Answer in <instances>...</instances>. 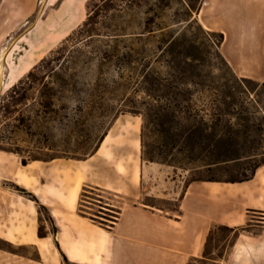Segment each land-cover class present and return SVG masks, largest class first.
I'll list each match as a JSON object with an SVG mask.
<instances>
[{
  "label": "trees",
  "instance_id": "trees-1",
  "mask_svg": "<svg viewBox=\"0 0 264 264\" xmlns=\"http://www.w3.org/2000/svg\"><path fill=\"white\" fill-rule=\"evenodd\" d=\"M181 1L183 19L175 23L180 25L174 32L172 25L146 31L145 22L117 21L128 11L141 9L142 0H92L83 23L1 98L0 151L12 152L16 132L31 135L47 130L48 122L62 117L56 105L64 100L84 95L92 103L112 88L119 92V107L124 108L118 113L141 117L142 162L191 172L189 182L250 180L264 164L256 160L264 155V103L257 94V89L264 90V82L233 72L220 52L223 35L205 30L194 18L202 0ZM153 6L161 10L170 2L155 0ZM156 9L150 10L155 16ZM93 106L102 117L117 112L106 102ZM21 164L26 166L27 161L21 159ZM228 164H235L237 172L226 181L194 177ZM12 189L38 203L24 189L16 185ZM42 211L45 208L39 205ZM216 227L234 234L230 247L238 231L245 230ZM211 232L202 259L207 258ZM44 235L39 230V236ZM14 249L0 240V250L14 253Z\"/></svg>",
  "mask_w": 264,
  "mask_h": 264
},
{
  "label": "crops",
  "instance_id": "crops-1",
  "mask_svg": "<svg viewBox=\"0 0 264 264\" xmlns=\"http://www.w3.org/2000/svg\"><path fill=\"white\" fill-rule=\"evenodd\" d=\"M235 1L248 13L228 27L216 28L202 18L211 0H202L198 23L223 34L220 52L237 76L262 80L252 69L253 76L241 73L239 58L251 67L257 56L263 62L259 47L264 39V0ZM139 131L137 123L116 120L96 152L82 161L55 159L22 166L0 152V181L15 184L38 201L0 185V240L37 254L32 259L0 250V264H62V255L81 263L87 252L90 257L98 254L100 238L118 264H186L202 259L211 228L220 225L245 229L222 264H264V164L248 181H193L177 194L176 181L168 178L163 165L142 162ZM86 190L101 193L86 208L105 211L107 219L78 210ZM39 205L56 233L40 222ZM258 214L262 221H256ZM40 223L44 236H39ZM256 227L260 231L252 233Z\"/></svg>",
  "mask_w": 264,
  "mask_h": 264
},
{
  "label": "rangeland",
  "instance_id": "rangeland-1",
  "mask_svg": "<svg viewBox=\"0 0 264 264\" xmlns=\"http://www.w3.org/2000/svg\"><path fill=\"white\" fill-rule=\"evenodd\" d=\"M91 1L92 0H0V100L13 84L25 76L27 72L42 59L49 57L52 52L60 47L66 37L83 23L89 12ZM169 2V8L158 10L153 6L155 0H142L141 9L136 12L128 11L122 18L117 19V21L121 23H131V25L145 22L147 23L146 31H156L158 27L172 25L170 28H174L175 32L180 25L175 23L183 19V2L181 0H169ZM152 8L156 9V16L153 12H150ZM247 13L248 11L236 6L235 0H211L210 5L204 7L202 18L212 23L216 28H226L236 17H241ZM197 14L198 12L194 14V18L198 21ZM252 14L254 15V11H252ZM4 23H8L5 33H3V31H5ZM136 32L140 31L136 30ZM211 32L220 33L218 30ZM1 33H3V36ZM147 35L150 34L148 33ZM259 48L261 49L260 57L263 59V62H260L257 56V59L253 63L254 66L251 67L245 64L246 60L240 56L239 64L242 71L241 73L253 76L254 72H252V70H254L255 73H259L262 77V80H254L253 78L246 79L263 83L264 39ZM112 74L113 73H111V75ZM105 77L108 78L109 76ZM257 90V94H260V99L264 103V90ZM99 94L100 93H98V95ZM119 95L117 90L110 88L109 92H106V94L102 96L103 98L101 97L102 99L97 96L92 100L94 106H98L99 102H106L110 108L112 107L117 110V112L115 111L114 114L108 117L99 116L96 108H90L92 103L89 101V98L84 95L78 99L64 100L62 103L56 105L62 117L56 121L48 122L46 126L47 130L36 131L35 129L34 131L36 132L31 135H27L23 131L16 132L14 136H12V145L9 148L12 152H0L16 158L20 164L21 159H25L28 164L32 162L31 159L34 158L38 159L35 161L43 162H49L55 159L71 161L86 160L96 152L103 137L107 134L116 120L120 122L130 121L133 124L137 123L141 131V117L129 113H118V110L124 109L119 107ZM80 109L82 112H80ZM256 160H264V155L257 157ZM143 163L148 164L147 162ZM243 163L244 162H241L242 165ZM162 167L168 171V178H173L174 181H176L174 183V190L175 193L179 194L183 187L191 180L192 173L182 170L174 171L173 168L166 165ZM236 172L237 166L235 164H228L226 166L213 168L210 172L196 174L194 177L204 178L206 176H213L216 179L226 181L234 177ZM154 176L158 177L159 175L155 174ZM153 184L158 185L163 183L153 181ZM0 185H6L12 188V185L15 184L0 181ZM160 188L163 189L162 186H160ZM99 195H101V193L95 190H86V192H82L78 210L83 212L86 211L100 218L107 219V213L105 211L97 207H92L93 210H88L86 208L91 206L88 202L92 203L93 200H98L97 196ZM153 200L156 201L155 203H164L163 200L158 198H154ZM49 217L46 210L40 212V222L45 221L50 227V232L54 234L56 233V228L52 225V219L50 217L51 220H49ZM256 217H259L256 221H262V215L258 214ZM100 220L103 221L102 219ZM44 227L45 226L40 223L39 230L44 232ZM211 230L212 232L206 250L207 258L196 261L189 260L187 263L222 264L224 262L232 249L230 246L234 240V234L220 230L216 226L212 227ZM259 231L260 229L256 227L252 233H257ZM241 232L242 230L238 231L239 234ZM242 233L245 234L244 232ZM100 245H102V247L99 249L96 256L90 257L89 251L87 252V256L84 255L81 258V263H79L71 261L62 255V264H118L117 260L112 256V253L106 249L105 239L103 240L100 238ZM132 253H135V251ZM13 254L37 259L36 251L32 248H16ZM126 264L135 263L129 260Z\"/></svg>",
  "mask_w": 264,
  "mask_h": 264
},
{
  "label": "bare ground",
  "instance_id": "bare-ground-1",
  "mask_svg": "<svg viewBox=\"0 0 264 264\" xmlns=\"http://www.w3.org/2000/svg\"><path fill=\"white\" fill-rule=\"evenodd\" d=\"M7 1H8V0H7ZM8 5H9V4H8ZM205 5H207V4H205ZM7 17H8V16H7ZM17 18H18V17H17ZM1 22H2V21H1ZM7 26H8V23H7V24L4 23V29H5V31L2 30L3 33L6 32V30H7L6 28H7ZM1 29H2V28H1ZM3 33H1L2 36H3ZM4 35H5V34H4ZM0 38H1V37H0ZM246 42H247V41H246ZM246 42H245V43H246ZM1 54H2V51H1ZM104 142H105V140H104Z\"/></svg>",
  "mask_w": 264,
  "mask_h": 264
}]
</instances>
